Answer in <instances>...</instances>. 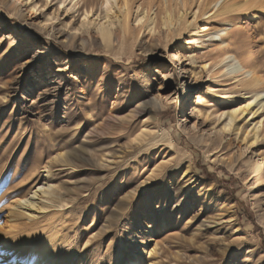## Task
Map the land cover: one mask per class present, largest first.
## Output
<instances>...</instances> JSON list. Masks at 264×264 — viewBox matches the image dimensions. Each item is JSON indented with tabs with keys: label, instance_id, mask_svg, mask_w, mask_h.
Here are the masks:
<instances>
[{
	"label": "rangeland",
	"instance_id": "obj_1",
	"mask_svg": "<svg viewBox=\"0 0 264 264\" xmlns=\"http://www.w3.org/2000/svg\"><path fill=\"white\" fill-rule=\"evenodd\" d=\"M61 1L0 0V264L50 236L44 264H264V124L225 146L219 119L248 91L225 54L264 81V0H121L109 42L74 36L105 0ZM44 184L52 201L16 208Z\"/></svg>",
	"mask_w": 264,
	"mask_h": 264
},
{
	"label": "bare ground",
	"instance_id": "obj_2",
	"mask_svg": "<svg viewBox=\"0 0 264 264\" xmlns=\"http://www.w3.org/2000/svg\"><path fill=\"white\" fill-rule=\"evenodd\" d=\"M67 1L68 0L61 1V7H65L66 12H69L74 9V7L77 5V2L73 3V5L68 8V6H64ZM70 1H74V0H70ZM105 1H106L105 15L95 16L94 14L92 16H89V12L86 11L84 13L85 15H84L83 20L74 28L76 31L74 33V36H77V35L79 36L81 34H91L92 32L90 28L91 26H93L94 29L96 30L97 36L100 37L104 42H109L112 40L113 36L115 35L117 28H123V29L128 28L129 18H130L129 11L126 10L125 12H122L116 9L117 6L119 8V5H120L119 2L121 0H105ZM122 1L124 2L125 0H122ZM218 1L219 0H215L216 3ZM116 2L118 3L116 4ZM36 7H37V4H35L34 9ZM121 7H122V4L120 8ZM124 7L126 6L124 5ZM222 8L224 10H228L230 7L227 4H224L222 2L219 6V9L222 10ZM146 17H147L146 15H141V14L137 16L136 21L138 22L139 25H141V27H143L146 24L145 22ZM55 18H57L56 15L55 16L46 15L44 25H49L50 24L49 22H51ZM256 19H257L256 14H253L251 16V21H255ZM71 22L72 20L66 23V26H68ZM148 22L149 23L146 25V27L149 28L150 30L153 29L154 24H155V18L153 17L148 18ZM164 22H165V25L169 26L170 24L173 25L174 20L170 14H167V16H165L164 18ZM207 28H208L207 26H204L203 28L198 27V30L196 31V33L199 34L200 31H204ZM227 30H228L227 28H223L222 29L223 34L227 33ZM222 60L226 61V66L229 70L228 71L229 74L239 73V74H242V76L244 75L247 77L245 78V82H246V90L248 91H247V97L245 98L244 104L242 105L240 110L239 109H233V110H227V111L225 110L220 114L219 119L222 117H225V120H223L220 126V130L223 133L224 132L227 133L225 136L221 138V142L223 143L227 136H231L228 139L229 142L228 141L226 142L227 145L225 144V146H228V144H230L232 141L233 135L235 136L236 139L243 136L242 141H244L250 134H253L255 140H257L258 131L261 125L264 124L263 123L264 114L262 113V110L264 109V98H261L262 95H264V89L260 90L261 88L260 85H262L264 81L260 76L255 74L253 64L247 63L246 66L243 65V62H242L243 59L238 58L234 53L225 54V57ZM193 111L196 112L198 115H204L206 113L208 114V111L206 110L203 104V97L199 94L196 95V99L193 105ZM245 112H247L248 115L250 116L256 117L254 120H257V121L254 123V126L252 127L250 131L245 130L242 135L241 134L242 127L240 126L239 122H237V119L241 114H244ZM45 171L46 173H49L50 169H46ZM53 195H56V192L53 189H51V185L47 186L46 184H44L42 186H39L37 189L31 190L30 196L21 198L15 204V206L18 209H22L23 211L25 210L26 212L29 211L28 213L32 214V211L38 208L39 201H37L36 199L51 200ZM40 209H43V208H40ZM51 237L52 236H50V238H48L47 240H44L43 244L39 246V250L37 249L38 252L36 251L37 252L36 254L34 253L31 254L32 256L30 257V260L28 262L19 260V264H44V262L47 261L46 260V258L48 257L47 255L52 253L54 250L51 247H53L52 244L55 242L51 241L53 240ZM174 258L177 260H180L179 255L174 254ZM1 259L6 263L11 261V258L9 256H4ZM128 264H139V263L136 260H130ZM147 264H150V262Z\"/></svg>",
	"mask_w": 264,
	"mask_h": 264
}]
</instances>
